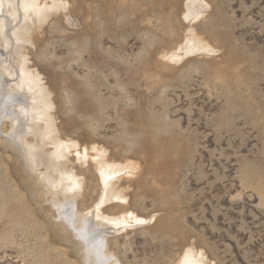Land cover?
Instances as JSON below:
<instances>
[{
    "label": "rangeland",
    "instance_id": "1",
    "mask_svg": "<svg viewBox=\"0 0 264 264\" xmlns=\"http://www.w3.org/2000/svg\"><path fill=\"white\" fill-rule=\"evenodd\" d=\"M68 1L82 21L89 13L92 28L55 16L38 33L39 50L30 57L56 94L64 131L98 138L112 156L138 165L118 182L128 188L134 210L153 221L128 232L109 230L119 261L170 264L190 247L211 264H264V0H207V13L196 21L185 19L186 0ZM191 28L217 51L179 63L164 58ZM5 81L13 85L16 77ZM1 115L0 264H62L65 256L56 250L65 244L48 230L50 218L58 220L55 207L52 212L45 201L43 212L36 209L37 224L19 217V198L27 191L4 154L11 127ZM21 118L16 140L24 131ZM74 162L93 188L92 161ZM75 259L71 263L79 264Z\"/></svg>",
    "mask_w": 264,
    "mask_h": 264
},
{
    "label": "bare ground",
    "instance_id": "2",
    "mask_svg": "<svg viewBox=\"0 0 264 264\" xmlns=\"http://www.w3.org/2000/svg\"><path fill=\"white\" fill-rule=\"evenodd\" d=\"M182 1H185V0H182ZM111 5H113V3ZM184 6L185 7H184L183 12H184L185 19L196 21L197 19H200L201 16H204L207 13L209 2L207 0H186ZM127 10H130V9H127ZM72 11L73 9H71L70 2L68 0H0V49L2 48L5 49L7 52L6 54H8L9 56L8 59H3L0 56V114H2L1 115L2 119L9 120L10 122L9 124L11 127L10 128L11 132L6 131L11 136H8V139L5 141V143L3 144L4 146L2 147L4 148V154L6 155V158H8V160L11 161L12 163V166L15 171L14 173L17 174L18 180L16 181H19L21 184L20 186L23 187L24 190L27 191V193L30 195V198H29L28 195H26L27 194L26 193L24 197L22 196L19 198L20 200H19L18 206L20 207V210H21V212L19 211L21 213L19 217H23V218L25 217L26 219L28 218L32 222L34 221L37 224L39 221L37 218L38 216L37 214L39 213L35 212L36 209H38L39 212H43V210L45 209V208L43 209V206L46 203L45 201L51 203L52 206L50 205L51 206V209L49 208L50 210L53 209L52 207H55L54 209L56 210H54V213L55 211H57L56 213L58 214V220L57 219L55 220L56 216L53 217L54 218L53 220L52 218H50V224L49 225L46 224L45 227H47L48 225L49 226L48 230L50 232L52 231L53 233H55L52 235H56L55 238H58L59 242L62 245L65 244L66 247L65 246L63 248L60 246L59 248L56 247L57 248L56 251L62 254L63 256H65V258L62 257L64 259L63 263L73 264L71 262L73 261V258H76L79 261L78 262L79 264H122V262L119 261L120 259L118 258V254L115 252L116 249L114 250L115 247L112 248L110 244V239L108 235L109 230L113 229L114 233H119V231L122 232V230L123 232L125 231L128 232L129 228L130 227L132 228L135 225L143 226V225H146L147 223L149 224L152 218L151 216L150 218L144 215L142 217L141 214H138L136 210H134L135 209L133 208L134 206L132 205L131 201H129L130 192L128 191V188L123 187L124 185L122 186L121 183L118 182L122 179L123 175L125 176L127 174L135 173V171L139 169L138 165L134 162H130L131 158L129 159L127 157L129 161L127 159L120 160V158L115 157L114 154L116 153H114L112 156L111 152H109V149H110L108 148L109 146L107 145L105 146L101 144L97 140L98 138L95 139L93 137H90L87 140L86 138L79 139L78 137L74 136L75 134L72 135L71 133L69 134V132L67 133L66 131H64L62 127V123L59 124L57 122L58 116H59L58 115L59 109H58V106L56 105L57 104V97L55 96L56 94L53 92V89L51 88V86H49V84L44 81V78H45L43 76L44 72H42L40 67L37 66L38 65L37 62L34 61L32 57H30L31 56L30 53L35 52L34 47H36L37 51L39 50L37 39H39L38 35L40 34L38 33L41 31L42 27H44V25L47 22L49 21L51 22L55 16L57 17L59 15H62L63 19H65L66 21L65 24L69 26H77V24L80 23V25H82V29L88 31L87 30L88 27L92 26V24L90 26V24H88L89 21H87L89 18V13H88L87 19L82 21L79 18L80 16L79 17L77 16L78 13L77 14L75 13L76 14L75 15ZM174 19H176V21L179 22L177 15ZM173 20H169L170 21L169 24L172 27L171 32L175 33V27H174ZM84 21H87V23ZM59 25H62V24H59ZM213 33L215 34V32ZM204 39L201 38L195 32L193 28H191L189 32L186 33V35L180 41V44L176 46L175 48L171 47L166 53L163 54V57L167 58L169 61H172V63L173 62L179 63L180 61H182V59H185L187 56L200 54V53H203V54L204 53H215L217 51L216 47L213 46L212 43ZM29 45L33 46V48ZM165 65H168V64L166 63ZM7 77L9 78L16 77V82L13 85L8 86L6 81L10 79L5 81ZM102 84L104 85V83ZM65 85L66 84L64 82V86ZM87 91H90V90H88L87 88ZM107 105H110V104H107ZM66 115H68V113ZM20 116H23L21 120L24 121L22 125L24 126V131L23 132L21 131L22 133L19 134V137H17V140H16L13 138V135H15L17 127L21 126L19 122ZM151 119H152V116H151ZM152 123H154V121ZM1 125L2 124H0V126ZM80 127H83V126H80ZM69 129H72V128H69ZM0 139L2 140L1 137ZM2 141L0 142L2 143ZM73 152H77L78 154L76 158L77 163H78V160L79 162L80 161L83 162V164L92 161L90 162L92 163L91 167L94 168L92 170H94V175L96 176V182L93 188L89 187L90 185L88 182H90V180L87 177L86 173H84L81 169L77 170L75 168L73 163H75L74 161L76 159L75 157H73V154H72ZM142 173L143 171L142 172L140 171L139 174L137 175L141 176ZM137 178L139 179V177ZM128 182H131V181H128ZM89 200L90 202H87ZM34 204L36 205V207H33ZM70 205H71V210L69 207ZM19 207H17V209ZM112 208L113 209L117 208V209L116 211L110 213V211H113ZM47 214L48 213L44 215L47 217ZM49 216L47 218H49ZM41 223H39V225ZM21 229L22 228H20V230ZM204 257L205 256L203 253L201 252L198 253L196 250L189 247L185 251V253H183V255L180 256V258H177L178 259L177 261H174L170 264H211Z\"/></svg>",
    "mask_w": 264,
    "mask_h": 264
},
{
    "label": "snow or ice",
    "instance_id": "3",
    "mask_svg": "<svg viewBox=\"0 0 264 264\" xmlns=\"http://www.w3.org/2000/svg\"><path fill=\"white\" fill-rule=\"evenodd\" d=\"M69 207H70V210H71V205Z\"/></svg>",
    "mask_w": 264,
    "mask_h": 264
}]
</instances>
